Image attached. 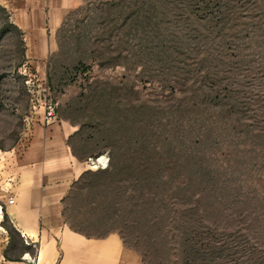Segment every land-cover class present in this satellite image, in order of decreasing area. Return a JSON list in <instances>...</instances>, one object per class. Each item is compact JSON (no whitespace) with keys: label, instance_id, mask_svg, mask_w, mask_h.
<instances>
[{"label":"rangeland","instance_id":"1","mask_svg":"<svg viewBox=\"0 0 264 264\" xmlns=\"http://www.w3.org/2000/svg\"><path fill=\"white\" fill-rule=\"evenodd\" d=\"M0 29V151L73 126L74 230L116 232L145 264H264V0H82L41 70L2 7Z\"/></svg>","mask_w":264,"mask_h":264},{"label":"crops","instance_id":"2","mask_svg":"<svg viewBox=\"0 0 264 264\" xmlns=\"http://www.w3.org/2000/svg\"><path fill=\"white\" fill-rule=\"evenodd\" d=\"M81 1L0 0V5L21 30L26 53L36 57L35 67L41 70L46 56L57 49L58 28ZM73 131L63 118L48 126L33 124L25 141L0 151V264H31V246L34 264H145L118 233L87 235L65 221L63 198L87 168L69 146ZM8 195L14 198L11 204ZM10 229L23 248L16 249Z\"/></svg>","mask_w":264,"mask_h":264},{"label":"trees","instance_id":"3","mask_svg":"<svg viewBox=\"0 0 264 264\" xmlns=\"http://www.w3.org/2000/svg\"><path fill=\"white\" fill-rule=\"evenodd\" d=\"M2 6L0 5V8H1ZM3 8V7H2ZM7 19H8V22H9V24L10 25H14L11 21H10V19H9V14L7 13ZM2 36H3V30L2 29H0V40H1V38H2ZM72 148V147H71ZM117 169V166L116 167H114V170L113 171H115V172H109V171H107L106 169L105 170H98V171H95V172H93L94 173V175H95V177L97 178V177H99V175H102V174H105V173H107L106 175H107V180L109 181V182H113L114 180H115V178H118V176H120V173H118V172H120V170L119 171H117L116 170ZM85 173V171L84 172H82L81 173V175L78 177V179L73 183V185L71 186V188H70V190H69V192L67 193V195L63 198V205H65L66 204V198L70 195V193L74 190V189H76V184H77V182L79 181V179L83 176V174ZM118 173V174H117ZM131 176H133L132 177V179L134 180V181H138V180H140V178H141V172H139V170H138V168H137V165H134L131 169H130V177ZM144 176V175H143ZM112 178H114V180H112ZM112 180V181H111ZM95 185H100L99 184V182H92L90 185H89V188L91 187V190H93L94 189V187H95ZM86 188H88V186H86L85 187V189ZM84 189V190H85ZM64 208H65V206H64ZM65 214V212H64V210H63V215ZM66 220V219H65ZM81 232H83L82 230H80ZM84 234H87V235H94V236H99L98 234H95V233H91V234H88V233H85V232H83ZM121 234V233H120ZM121 237H122V239H123V241H124V236H122L121 235ZM142 254V259H143V261H145V256H144V254L143 253H141Z\"/></svg>","mask_w":264,"mask_h":264},{"label":"built area","instance_id":"4","mask_svg":"<svg viewBox=\"0 0 264 264\" xmlns=\"http://www.w3.org/2000/svg\"><path fill=\"white\" fill-rule=\"evenodd\" d=\"M42 104L44 105V107L40 119L45 125H48L56 119V114L54 111L55 105L54 103H52V101L48 99L47 100L45 99ZM5 191L8 192V187L5 188ZM13 201H14L13 196L8 195L6 202L8 204H11L13 203ZM0 218L3 219V205L1 203H0Z\"/></svg>","mask_w":264,"mask_h":264},{"label":"bare ground","instance_id":"5","mask_svg":"<svg viewBox=\"0 0 264 264\" xmlns=\"http://www.w3.org/2000/svg\"><path fill=\"white\" fill-rule=\"evenodd\" d=\"M98 161H104V157L103 156H100V158L98 159Z\"/></svg>","mask_w":264,"mask_h":264}]
</instances>
